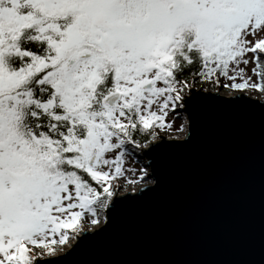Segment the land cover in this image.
<instances>
[{
	"label": "snow or ice",
	"instance_id": "obj_1",
	"mask_svg": "<svg viewBox=\"0 0 264 264\" xmlns=\"http://www.w3.org/2000/svg\"><path fill=\"white\" fill-rule=\"evenodd\" d=\"M222 82L264 94V0H0V264L97 224L130 146Z\"/></svg>",
	"mask_w": 264,
	"mask_h": 264
},
{
	"label": "water",
	"instance_id": "obj_2",
	"mask_svg": "<svg viewBox=\"0 0 264 264\" xmlns=\"http://www.w3.org/2000/svg\"><path fill=\"white\" fill-rule=\"evenodd\" d=\"M193 93L185 136L140 149L151 184L36 264H264V101Z\"/></svg>",
	"mask_w": 264,
	"mask_h": 264
},
{
	"label": "rangeland",
	"instance_id": "obj_3",
	"mask_svg": "<svg viewBox=\"0 0 264 264\" xmlns=\"http://www.w3.org/2000/svg\"><path fill=\"white\" fill-rule=\"evenodd\" d=\"M248 67L251 68V63L249 64ZM252 79L255 80V76H252ZM205 87L207 88V91H205L204 88H201L200 90L204 92H218L222 96H229L228 95L229 90L223 87V82L221 83L219 90H217L215 85H206ZM235 94H240V92H235L231 96ZM245 94H247L248 96L252 98H256L258 100L264 101V94L260 92L249 90ZM169 120L171 121L169 127H165L164 130H160V129L153 130L156 133V138L153 139L152 141H155L158 138H160L161 137L160 135H164V137L167 139H182L185 136L187 132V121H186L184 114L180 111L174 112L170 117L166 118V124L168 123ZM140 145L141 146L138 149L135 148L134 146H130V150L134 152V155L125 157V164H124L125 177L118 179L113 184V188L116 187V184L119 185L120 190L116 191L118 194H124L126 192H135L136 190L151 184V180L147 179V175L144 177L143 180L140 179L141 174H142L141 169L146 170L147 174L149 172V169L146 166V162L142 158L141 152H140V149L144 146V144H140ZM131 180H136L137 183L132 184L129 182ZM104 209L105 207L101 208V210L97 212L96 218L98 220V223L95 225L91 224L89 217L84 214L81 220V226H80L79 231L69 232L68 234L69 238L67 242H65V244L60 245L59 243H57L56 245H54L53 247L56 251L55 254L50 256V255L41 253L38 259H45L48 257H54L57 255L63 254L65 251H67L70 248L71 243L74 241L76 236H78L81 232L91 231V230H94L100 227L103 224L104 219H105ZM34 251L39 252L40 250L35 249Z\"/></svg>",
	"mask_w": 264,
	"mask_h": 264
},
{
	"label": "trees",
	"instance_id": "obj_4",
	"mask_svg": "<svg viewBox=\"0 0 264 264\" xmlns=\"http://www.w3.org/2000/svg\"><path fill=\"white\" fill-rule=\"evenodd\" d=\"M155 128H151L150 130H149V132H148V135L150 136L151 135V132L154 130ZM144 139H145V137H143V136H141V138H140V144H144ZM101 210V208H99V207H96V209H95V217H97V212H99ZM85 215H87L86 213H85ZM88 216V215H87ZM69 238V237H68ZM68 238H67V240H68ZM67 240H66V242H67ZM56 253V251H55V249H54V254ZM51 256V255H50Z\"/></svg>",
	"mask_w": 264,
	"mask_h": 264
}]
</instances>
